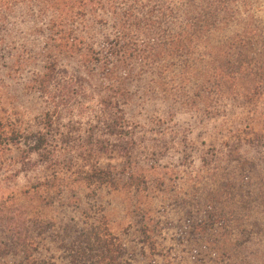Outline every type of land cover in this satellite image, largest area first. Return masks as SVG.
<instances>
[{
    "label": "rangeland",
    "instance_id": "1",
    "mask_svg": "<svg viewBox=\"0 0 264 264\" xmlns=\"http://www.w3.org/2000/svg\"><path fill=\"white\" fill-rule=\"evenodd\" d=\"M188 1L144 4L157 11L161 2ZM223 16L194 54L135 61L132 73L113 80L103 65L84 68L51 48L57 63L47 93L37 83L51 62L44 55L48 22L26 7L7 16L0 28V248L9 254L0 264L17 261L15 225L27 236L35 221L56 228L71 223L75 232L100 226L125 246V264H264V208L241 211L238 195L224 203L219 191L228 175L205 172L226 146L264 137V85L244 96L247 84L264 77L251 63L264 64V0L237 1ZM87 19L77 26L85 46L100 50L117 37L110 13ZM247 32L250 40L243 38ZM164 64L169 70L160 75ZM218 65L238 79L211 77ZM94 166L112 169L121 187L75 182L76 170ZM130 175L139 186H131ZM46 184L54 185L52 201L45 200ZM213 193L218 212L238 213L227 218L226 232L218 218H193ZM241 226L263 241L240 246ZM36 231L48 237L39 246L44 264H71L72 247L59 249L56 234Z\"/></svg>",
    "mask_w": 264,
    "mask_h": 264
},
{
    "label": "trees",
    "instance_id": "2",
    "mask_svg": "<svg viewBox=\"0 0 264 264\" xmlns=\"http://www.w3.org/2000/svg\"><path fill=\"white\" fill-rule=\"evenodd\" d=\"M237 1L246 5L247 0H189L184 5L161 2L165 5L162 7L164 9L154 11L153 8L144 4V0H0V28H3L7 23V16L19 7H26L31 12H36L38 20L48 22L49 37L44 55L50 58L51 62L37 83L40 91L47 93L57 63V56H53L51 48L60 51L64 57L77 58L84 68L89 69L94 61L103 65L105 75L113 80L120 72H123L125 76L132 73L135 61L144 65L156 62L158 55L194 54L205 33H209L210 28L217 27L224 18L223 15L229 11V6ZM108 13L115 17L113 29L116 28L117 37L107 41L106 46L103 44L100 50L89 44L85 46V41L77 32L78 24L86 23L89 15L98 16ZM179 20L181 26L176 27L178 28L176 30L172 23ZM97 21L103 22L99 19ZM251 35V32H247L243 38L250 40ZM0 41L3 40L0 39ZM241 43H245L244 40ZM225 55L229 56L230 54L225 53ZM110 58H115L116 62H110ZM251 63L254 67L264 69V64L256 60ZM161 68H159L160 75L166 74L169 70V66L165 64ZM184 69H188L187 64ZM212 69L211 77H219L228 81L238 79L234 77L237 74L233 76L232 71L222 65ZM217 85L220 86V83L218 82ZM247 85L246 93H241V95L244 94L246 98L253 97L256 95L257 89H262L264 77L256 78L253 80V84ZM263 138L258 136L256 140L244 141L241 139L235 145L226 146V150L218 155L213 170L209 166H205L206 173H212L215 176L219 173H224L226 177L228 175V178L223 181L222 192L219 191L220 197L222 196L223 200L225 199L224 203H227L228 199L237 201L235 196L238 195L237 198L240 202L236 205H239L241 211L252 207L253 210L254 206L259 209L264 208ZM244 146H247L248 150H243ZM43 147L44 144L41 141V144L39 143L35 149L41 151ZM206 162L208 161L205 160ZM111 170L96 166L84 167L76 170L72 176L75 177V182H81L88 186H109L117 189L121 187L120 176L113 174ZM133 176L130 175L129 181H131V186L137 187L140 182L137 178L135 182L132 181ZM54 180L59 179L55 178ZM40 185L42 186V184ZM43 186L47 189L48 198L45 200L52 201L53 190L50 188H53L54 185ZM35 191L38 193L37 189ZM212 196L211 202L203 204L201 207L198 206L193 218H218L215 221L226 232L230 228L227 218H235L238 213L226 210L218 212L214 206L217 197L214 196V193ZM21 226L20 223L16 224L15 230H11L17 246L14 248V257L17 259L14 264L45 263L46 259L39 253V246L48 237L43 232H37L36 229H43L47 235L56 234L54 238L59 249L66 246L72 247V252L69 255L71 264H125L123 261L125 246L113 234H102L100 226L92 225L86 230L75 232L76 229L71 223L56 228L52 222L44 225L37 224L35 221L30 225L32 234L29 233L27 236H23ZM240 229V246L253 245L256 240L263 241L256 239L255 233L247 232L248 230L246 231L242 226ZM260 238H264V236ZM8 252L9 250L0 248V258L7 256ZM241 261L246 263L245 258Z\"/></svg>",
    "mask_w": 264,
    "mask_h": 264
}]
</instances>
